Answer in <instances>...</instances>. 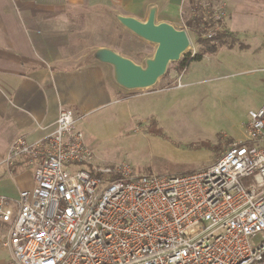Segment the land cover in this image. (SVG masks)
<instances>
[{"label":"built area","instance_id":"2783aa9c","mask_svg":"<svg viewBox=\"0 0 264 264\" xmlns=\"http://www.w3.org/2000/svg\"><path fill=\"white\" fill-rule=\"evenodd\" d=\"M196 9L222 29V9ZM70 108L42 140L23 136L5 161L33 166L34 186L0 194L3 264H264V105L215 161L178 173L99 166Z\"/></svg>","mask_w":264,"mask_h":264},{"label":"crops","instance_id":"0c3cea01","mask_svg":"<svg viewBox=\"0 0 264 264\" xmlns=\"http://www.w3.org/2000/svg\"><path fill=\"white\" fill-rule=\"evenodd\" d=\"M199 1L224 10L221 27L235 37L264 30V0H0V194L17 200L33 188V166L5 158L16 138L48 136L61 108L72 109L82 128L119 132L136 109L110 64L89 51L76 55L77 35L95 29L101 13L144 21L154 8L155 20L173 25L169 12L188 5L192 16ZM7 259L0 249V264Z\"/></svg>","mask_w":264,"mask_h":264},{"label":"rangeland","instance_id":"374dc122","mask_svg":"<svg viewBox=\"0 0 264 264\" xmlns=\"http://www.w3.org/2000/svg\"><path fill=\"white\" fill-rule=\"evenodd\" d=\"M191 13L184 5L169 16L189 38L179 59L201 53L199 60L189 62L182 72L177 71V61L169 62L166 74L149 87L121 86L130 90L126 94L136 108L121 132L79 124L93 149L94 164L126 163L142 173H186L209 165L228 144L245 137L249 111L264 105V30L227 37L215 51L202 53L204 45L185 26ZM117 15L101 13L95 29L77 35L76 55L89 51L92 56L105 47L145 67L157 43L129 30Z\"/></svg>","mask_w":264,"mask_h":264},{"label":"water","instance_id":"95a60500","mask_svg":"<svg viewBox=\"0 0 264 264\" xmlns=\"http://www.w3.org/2000/svg\"><path fill=\"white\" fill-rule=\"evenodd\" d=\"M118 20L138 36L157 43L154 55L142 67L131 59L109 48H99L93 57L113 67L115 81L127 89L149 87L161 77L168 63L177 61L189 45L185 29H179L172 24L155 22V9L151 8L145 21L132 16L117 15Z\"/></svg>","mask_w":264,"mask_h":264},{"label":"trees","instance_id":"16d2710c","mask_svg":"<svg viewBox=\"0 0 264 264\" xmlns=\"http://www.w3.org/2000/svg\"><path fill=\"white\" fill-rule=\"evenodd\" d=\"M194 11L195 13H193L191 18L186 21L185 25L186 27L188 26L191 30H193L194 34L197 37L198 42L204 45V49L202 53L206 51L207 52L215 51L216 47L220 43H222L225 40V38L235 37L236 34H234L233 32L227 31L225 29H221L211 39L202 38L200 36L201 31H203L204 27L211 26L213 24V21L210 18H208L206 15H204V12L201 11L200 9L196 10V7H194ZM201 56H202L201 53H197L192 56L186 55L181 59L177 60V66H176L177 71L182 72L189 62L194 60H199ZM166 72L162 76H164ZM219 147L220 146L218 145L216 148L219 149Z\"/></svg>","mask_w":264,"mask_h":264}]
</instances>
